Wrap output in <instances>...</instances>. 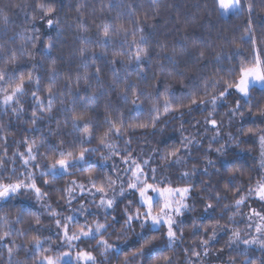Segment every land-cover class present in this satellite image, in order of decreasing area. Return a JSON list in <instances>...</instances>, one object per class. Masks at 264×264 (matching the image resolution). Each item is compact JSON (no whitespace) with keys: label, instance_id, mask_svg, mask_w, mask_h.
Returning <instances> with one entry per match:
<instances>
[{"label":"snow or ice","instance_id":"6c2138e0","mask_svg":"<svg viewBox=\"0 0 264 264\" xmlns=\"http://www.w3.org/2000/svg\"><path fill=\"white\" fill-rule=\"evenodd\" d=\"M216 2L220 15L224 18L228 15L241 16L247 13L245 35L239 38V42L235 39L226 40V44L230 45V51L227 53L223 44L219 45V51L215 47L209 51V46L205 45L195 52H190L187 44L181 43L180 56H187L184 60L185 64L203 61L200 65L201 69H207L209 63L214 62L210 73L202 71L199 77H188L187 82L183 79L185 73L178 70L176 48L169 49L167 45H161L163 59L172 65V69L168 70L164 64H160L153 78L181 77L179 95L172 91L170 86L164 87L161 92L160 87L164 81L149 85L152 91L141 87V82L147 80L143 61L149 57L147 37L137 36L138 32L144 31L141 27L144 22L141 17H132L127 22V26L124 23L114 26L109 21L103 22L98 26L99 31L96 33L95 41L87 36L80 37L82 46L79 48V58L84 68L95 66L97 59L107 57L109 42L114 36L121 37V49L113 48L111 59L108 61L112 66L110 83L105 85L102 82L101 70L95 67L94 72L85 71L83 74H77L74 80L68 78L63 87H58L60 73L54 59H51L44 72L39 71L44 68V59L51 58V50L55 47L50 32L57 30L60 23L55 7L57 0H20L19 3L11 5V8L23 13L25 25L22 31L15 32L8 38L11 46L0 43V114L10 113L19 120L26 111H30L29 120L32 127L25 131L36 132L40 130L37 127L40 122L53 118L51 114L59 100V108L56 110L67 113L64 117V128L70 125L71 130L63 131L57 123L56 128L49 127L47 132H41L39 136L26 135L21 140L15 141V150L9 153L11 145L6 134L7 129L0 123V203L8 204L15 198L30 194L35 204L43 209L33 213L32 221L27 228L17 227L24 223L22 214H17L15 217L7 213L0 215V246L7 253V264H72L73 261L75 264H110V254L119 261V264H132L133 261L144 256L145 249L152 245L155 236L151 238L141 236L143 242L140 248L125 255L123 260H119L122 251L119 245L104 239L108 229L119 223L115 216H111V223L108 222L111 215L108 210L113 209L117 198L124 197L127 192H131L137 199L135 207L133 200H128V206L123 210L124 219L121 227L131 229L135 222L141 229H155L157 232L163 229L162 235L167 241V246L173 247L178 241L184 240L183 221L178 218L195 209V204L190 203L196 191V185L191 182L192 178L198 172L204 176L219 175L220 168L217 167V161L210 158L209 154L214 151L217 157L226 156L233 145L239 146L241 137L252 138L259 144L260 175L254 184L250 182L244 187L241 181L238 186L236 181L244 175V170L233 167L227 172V180L223 188L215 187L210 180L207 183L201 182L202 192L207 198H201L203 211L191 221L192 235L200 239L198 243L185 247L183 251L187 257L186 264H206L211 256L212 244L219 233H230V248L233 246L238 248L242 243L245 246L256 245L264 249V207L257 210L246 205V201L252 198L264 205V127L245 129L241 126L237 128L235 134L228 132L225 137L223 133L225 122L223 119H217L218 109L222 107L227 108L224 115L228 117V126H232L237 116L243 119L245 111L241 104L243 99L248 105L246 111L249 115L257 116L264 123V105L251 104L252 86L259 84L264 87V48L259 46L264 44V40L259 41L258 44L252 23V17L259 14L258 9L264 12V0H216ZM8 11V7L0 9V30H2L0 39L7 35L9 25L13 23ZM77 11L80 12V9L78 8ZM77 22L80 25V32L87 33L82 12ZM42 36L48 37L47 42L41 39ZM17 40H19L18 44ZM93 43L103 47L104 51L98 54L93 48H89L88 45ZM244 44L251 45V59L244 56ZM125 45H127L126 49ZM192 47L197 46L193 44ZM37 54L42 59H37ZM209 56L212 57V61L208 59ZM223 61H228L227 67L223 65ZM132 62H135L137 68L136 81L127 78L121 81L120 71H127L128 65ZM45 77H47L46 82ZM94 86H99L101 91L93 92ZM105 89H110L125 104H130V112H143L144 100H147L150 104L149 118L142 122H131L125 119L123 112L114 109L110 102H106L104 105L106 114L103 120V125L106 127H102L99 122L94 123L95 118L91 113L96 111L95 102L106 94ZM234 94L237 98L229 106L227 101ZM253 107L256 109L255 113ZM197 110L206 112L207 115L202 121L191 122L195 134L183 135L184 123L188 122L181 123V139L178 147L165 150L152 149L147 158H142L133 155L134 150L130 148L131 139L124 141L123 154L113 141L114 137H124L130 130L155 129L163 115L177 113L174 118L180 119ZM209 132L213 133L210 137L207 135ZM52 136L57 137L55 142L50 139ZM94 140L99 147L85 146ZM205 140L208 141V146L204 167L198 169L194 164L190 170L187 169L192 148L194 146L200 148ZM221 140L224 142L220 143ZM213 143L219 146L213 149ZM100 148L108 151V155H101V161L106 162L116 156L119 157L120 165L123 167L113 163L108 173L103 172L102 169L95 171L94 168L99 167V162L94 166L89 157ZM177 166L182 169L178 176V179L184 182L182 186L173 184L167 176L158 177V170L163 171ZM74 172L83 174L85 180L83 182L71 180L63 188L50 187L56 181L73 175ZM251 179L249 177V181ZM51 191L61 193L57 203L63 200L72 214L64 215L62 208L53 207L49 196ZM230 191L233 202L224 204V212L217 219L216 205L228 199ZM74 201L85 203H79L78 208H72ZM87 204L95 206L100 211L92 213ZM242 206L249 208L247 214L240 211ZM101 211L104 222L99 219ZM227 212H231L228 222L221 224L220 219ZM45 214L54 221L55 232L46 229L42 224V217ZM93 215L96 218L90 223L88 217ZM237 215L246 216L248 221L246 227L254 229L255 235L246 233L249 238H244L237 226L239 223L236 220ZM46 231L48 235H44ZM20 237L25 238V242L17 243L16 238ZM86 239L97 241V247L102 249L100 256L103 259L98 260L92 251L79 246ZM21 250L25 253L23 260L17 259ZM222 251L223 249L220 250ZM219 254L216 253L217 256ZM240 255L245 256L241 264H254L253 260L247 257L246 249ZM162 264H173V258L163 256ZM222 264H238V262L235 257H229ZM261 264H264V261H261Z\"/></svg>","mask_w":264,"mask_h":264},{"label":"trees","instance_id":"16d2710c","mask_svg":"<svg viewBox=\"0 0 264 264\" xmlns=\"http://www.w3.org/2000/svg\"><path fill=\"white\" fill-rule=\"evenodd\" d=\"M20 0H0V9L6 7L9 8L8 15L11 17L13 23L9 25L7 35L0 39V43H7L11 46V41L8 39L15 32L22 31L25 25V20L23 13L15 8H11V5L19 3ZM58 12V19L60 21L58 29L52 30L50 32L51 38L55 44V47L51 50V58L44 59V68L40 69V72H44L48 64L51 63V59L56 61L57 69L60 73L58 77V87H63L65 81L68 78L75 79L77 74H83L85 71L92 73L95 67L100 68V76L102 82L107 85L112 80V66L108 62L111 59L112 49H121V37L114 36L112 41L108 45L107 57H101L97 59L95 66H90L84 68L82 66L81 59L79 58V48L82 46L80 37L87 36L93 41L96 40V33L99 31L98 26L105 21L111 22L114 26L120 23H124L127 26V22L134 16H139L144 21L141 25L144 31L143 33H137V36L144 35L147 37V47L149 48V57L145 58L143 61L144 65V75L147 80L141 82V87L145 88L147 91H152L149 85L156 84L158 81H164V84L160 87V91L163 92L164 87L170 86L172 91L179 95L180 80L181 77H175V79H167L165 76H156L153 78V74L157 72L160 64H164L168 70L172 69V65L165 59H163L164 53L161 51V45H167L169 49L172 47L176 48L177 51V61L178 70L185 73L183 79L187 82L188 77H199L201 72H211L214 67V62H210L207 69H201L200 63L190 62L188 64L184 63L187 56H180L181 43H186L188 50L190 52H195L198 48H202L205 45L209 46V51L211 48L215 47L217 51L220 50L219 45H225V53L230 51V45L226 44L227 41L235 39L239 42V38L245 35V28L247 27L248 15L244 13L241 16L228 15L224 18L220 15L217 7L216 0H57L55 4ZM80 9V12L77 9ZM81 12L83 13V22L87 26V33L80 32V25L78 24V19L80 18ZM258 15L252 17V23L255 30V35L259 41L264 40V12L259 11ZM0 35H2V30H0ZM45 42H47L48 37L42 36ZM19 43V40L16 41ZM195 44L197 47L193 48L192 45ZM264 48V44L259 45ZM89 48H93L98 54L104 51L101 46H96L95 43L89 44ZM127 48V45L124 46ZM244 56L251 59L252 58V48L250 44H244ZM37 59H42V57L37 54ZM121 59H127V57H121ZM208 59L212 61V57L209 56ZM225 67L228 66V61L222 62ZM119 67V65H117ZM120 80L123 81L125 78L131 81H136L137 79V68L135 62L128 65L127 71L121 70L119 73ZM47 77H45V82ZM95 84V81L93 80ZM93 92H99L101 89L99 86H94ZM106 94L99 97L96 101V111L91 113L95 122H99L102 127L103 120L105 117L104 105L106 102H110L114 109L124 113L125 119L131 122H142L149 118V107L150 104L147 100H144V110L143 112L129 111L131 109L130 104H125L116 93H113L110 89H105ZM251 104L264 105V88L253 87L251 88ZM235 94L229 97L227 103L231 106L234 103ZM241 104L243 105L244 117L241 119L237 116L233 122L232 126H228V117L224 115L227 112V108H219L217 119H223L225 126L223 128V133L226 137L228 132L236 133L238 127H264V123L261 119L257 118L255 115H249L246 111L248 105L245 101L241 99ZM26 109L28 105H25ZM59 108V100L56 103V107L53 110L52 119L40 122L37 127L40 129L36 132H26L25 129L32 127L30 124L29 117L31 115L30 111H26L25 115L19 120L12 116L10 113L7 115L0 114V123H2L7 129L6 134L8 135L9 153L15 150V141L21 140L24 136H39L41 132H47L48 128H56L57 123L61 126L63 131H70V125L64 128V117L67 113L58 112L56 109ZM256 109L253 107V112ZM177 113H169L167 115L161 116L160 121L157 123L155 129H136L134 131H128L124 137L113 138L114 143L117 145V149L123 154V149L125 148L124 141L126 139H131L130 148L133 151V155L140 156L142 158H147L152 149L159 148L165 150L171 147H178L179 141L181 139V123H184L183 135H189L190 133L195 134V130L192 128V121L203 120L207 115L206 112L193 111L191 115H184L180 119H175ZM102 130V128H101ZM213 133L209 132L207 135L210 137ZM71 138V137H69ZM50 139L55 142L57 140L56 136L50 137ZM239 146L233 145L229 149L228 153L224 157H217L216 153L213 151L209 154L210 158L217 161V167L220 168L219 175L204 176L199 172L195 177L192 178V183L196 185V191L193 193V200L190 203L195 204V209L193 211L185 213L182 218L183 221V231L184 240L182 242H177L176 245L169 248L167 246V241L164 239L161 229L157 232L155 229H141L138 223H133L131 229H125L121 227L123 224V210L128 206V200H133V207H135V201L137 199L133 194L125 195L117 200L113 209H111L108 222L111 223V216H115L119 221L114 227L109 228L108 232L104 235V239H107L109 243L119 245L122 250L119 255V260H123L125 255H129L131 252L136 251L140 248L141 236H146L151 238L155 236L156 239L153 241L152 245L145 249V254L143 257L132 264H162L163 256H170L173 258V264H186L187 257L183 249L194 243H198L200 237H193L191 229V221L193 218L201 215L203 211V203L201 198H207L206 194L202 192L203 184L201 182L207 183L209 180L217 188H223L224 183L227 180V172L231 171L233 167H240L244 170V175L237 179L236 183L239 186L241 181L243 186L247 187L251 182L255 183L256 178L261 173L260 169V146L255 142L254 139L249 137H241ZM221 140L220 143H223ZM86 147H99L97 141H93L91 144L85 145ZM208 146V141L205 140L204 144L200 147H193L189 163L187 164V169H191L193 165L199 169L203 168L205 165V152ZM219 145L213 143L212 147L215 149ZM101 155H108V151L104 148L96 153L90 155L89 159L95 166L99 162V167H95V171H101L108 173L109 169L112 167L113 163L120 165L119 157L113 156L111 159L103 162L100 160ZM182 170L179 166L172 169H164L163 171L158 170V177L163 175L170 178L173 184L183 185V181L178 179L179 171ZM212 170L210 169V172ZM110 174V173H109ZM251 177V181H249ZM78 180L83 182L85 176L80 172H74L71 176H66L64 179L56 181L54 184L50 185L51 188H63L69 181ZM61 193L56 191H51L49 193L50 202L54 208H62L63 214H69V208L64 205V201L60 200L57 203ZM233 202V195L230 191L228 193V199L222 200L220 204L216 205L215 217L220 218L222 212H224V204H231ZM213 203H215L213 201ZM258 202L255 198L246 201V205H256ZM248 209L247 206H242L241 212L245 213ZM43 211L38 205L35 204L34 198L31 195H23L18 198L13 199L8 204H1L0 215L5 213L9 214L11 217H15L17 214H22L24 218V223L18 225L17 227L27 228L28 224L32 221L33 213L36 211ZM94 213V212H92ZM231 212L224 213L223 218L220 219L221 224L228 222V216ZM96 217L90 216L88 219L91 223ZM99 219L104 222V215L101 212ZM236 220L239 222L238 227L241 230L242 235L246 233L247 230V220L245 216H236ZM42 224L46 229H55L54 221L48 218L47 214L42 217ZM34 234V233H33ZM46 231L44 235H48ZM229 235L223 233L219 235L216 242L212 244V252H220L223 249L222 254L224 261L226 262L229 257H235L238 264H241L245 260V256L240 255L241 252L247 250V257L253 260L254 264H261L264 261V250L257 249L254 247H245L239 245V247L233 246L229 247ZM15 238V237H14ZM17 243L25 242V238H16ZM81 248H86L92 251L94 255L97 256L98 260L103 259L100 256L102 249L97 247V241L95 239H86L79 245ZM55 254V253H52ZM25 253L23 250L20 251L17 259L23 260ZM0 264H7V253L3 251L2 246H0ZM110 264H119V261L115 257H111L110 254Z\"/></svg>","mask_w":264,"mask_h":264},{"label":"rangeland","instance_id":"374dc122","mask_svg":"<svg viewBox=\"0 0 264 264\" xmlns=\"http://www.w3.org/2000/svg\"><path fill=\"white\" fill-rule=\"evenodd\" d=\"M253 87L264 88V87H261V85H259V84H255V85L252 86V88H253ZM260 161H261V157H260ZM130 194H132V193H131V192H127L125 195H130ZM27 195H29V194H27ZM119 198H121V197H118L117 200H118ZM256 200H257V199H256ZM97 202H98V201H97ZM257 202H258V203H257L256 205H251V207L256 208L257 210H260L262 207H264V205H262L261 202H259L258 200H257ZM79 203H85V202H84V201H79ZM79 203L76 202V201H74V202H73V205H72V208H78V207H79ZM1 204H2V203H0V206H1ZM86 206H88V207L90 208L91 212L96 213V212L100 211V210L96 209L95 206H93V205H91V204H87ZM110 210H111V209H110ZM110 210H108V211H110ZM101 212H102V211H101ZM248 212H249V208L246 210L245 214H247ZM70 214H72L71 209L69 210V214H68V215H70ZM245 217H246V216H245ZM88 218H89V217H88ZM182 218H183V217H180V218H178V219L182 220ZM254 219H255V218H254ZM246 220H247V218H246ZM89 222H90V221H89ZM247 222H248V221H247ZM55 231H56V229L53 230V232H55ZM246 233H251L252 235H255V230H254V229H247V230H246ZM246 233L243 234L244 238H249V237L246 235ZM222 234H223V233H219L218 236H219V235H222ZM218 236H217V238H218ZM216 240H217V239H216ZM216 240H215L214 242H216ZM214 242H213V243H214ZM240 245H243V244L241 243ZM243 246H245V245H243ZM245 247H254V248H257V249H261L259 246H256V245L245 246ZM62 250H66V249H62ZM262 250H264V249H262ZM210 251H211V249H210ZM216 253H217V252H212V251H211V256H210V258H209V261H206V264H222V262H225V261H224V257H223L222 252H219V253H220L219 256H217ZM73 255H74V253H73ZM72 264H75V262L73 261Z\"/></svg>","mask_w":264,"mask_h":264}]
</instances>
